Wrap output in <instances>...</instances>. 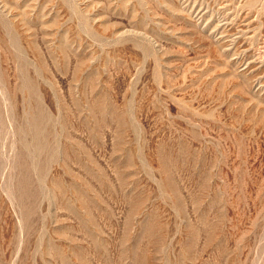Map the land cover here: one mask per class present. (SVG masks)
<instances>
[{
  "label": "rangeland",
  "instance_id": "374dc122",
  "mask_svg": "<svg viewBox=\"0 0 264 264\" xmlns=\"http://www.w3.org/2000/svg\"><path fill=\"white\" fill-rule=\"evenodd\" d=\"M0 264H264V0H0Z\"/></svg>",
  "mask_w": 264,
  "mask_h": 264
}]
</instances>
